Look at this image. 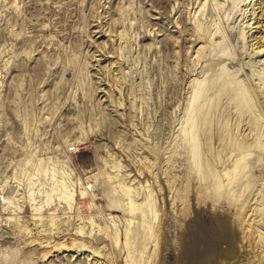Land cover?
Wrapping results in <instances>:
<instances>
[{"label": "rangeland", "instance_id": "obj_1", "mask_svg": "<svg viewBox=\"0 0 264 264\" xmlns=\"http://www.w3.org/2000/svg\"><path fill=\"white\" fill-rule=\"evenodd\" d=\"M247 1L0 0V264L93 262L43 254L73 239L106 264H264V97L259 120L232 99L236 77L261 83L264 0Z\"/></svg>", "mask_w": 264, "mask_h": 264}, {"label": "bare ground", "instance_id": "obj_2", "mask_svg": "<svg viewBox=\"0 0 264 264\" xmlns=\"http://www.w3.org/2000/svg\"><path fill=\"white\" fill-rule=\"evenodd\" d=\"M255 1V0H254ZM254 1L252 2V4L254 5L255 3H254ZM250 2H251V0H248L247 2H246V5H248V4H250ZM256 4H258V3H256ZM256 17V16H255ZM247 22H248V20H247ZM249 22L245 25L246 27L247 26H249ZM251 26V25H250ZM249 26V27H250ZM248 28V27H247ZM243 32V31H242ZM247 32H249L248 30H244V34H246L247 35ZM253 39H254V37H253ZM252 39V40H253ZM250 43H251V48H250ZM255 44V41L254 42H251V41H249V43H248V46H249V49H250V51H252L256 56H261V55H263L264 54V43L263 44H259V45H254ZM249 55V54H248ZM259 61V60H258ZM257 61V62H258ZM260 63H261V65L262 66H260V69H259V71H260V75H258V76H261V78H260V82L261 83H259V84H257V83H255L257 86L254 88V90H251V89H249L247 86H246V84L245 83H243L242 82V80L239 78V77H236L235 78V80H234V92H233V96H232V99H233V101H234V103H235V106H236V108H237V110H238V112L239 111H244V112H248V111H250L251 112V115L253 116V117H255V119L256 120H259V119H261V117L263 116V113H262V111H261V107H260V104H259V102H260V98L261 97H264V55H263V57H261L260 58ZM222 64V63H221ZM222 72H225V69H223L222 70ZM224 75V74H223ZM221 76V74L220 75H216L215 77L213 76L211 79H210V81L209 80H207V81H209V83H208V85H207V87L205 88V90H201V88H202V86L201 87H199L200 88V90H199V88L197 89V91H196V88L194 89L195 91H196V97H195V101L197 102L198 100H200V98L202 99V102L201 103H198V105L197 104H195V103H191V107H192V109L190 110V112L192 113V123H193V126L195 127V125H194V119H195V117H199V115H200V119L202 120V118L204 119L205 117H207V114H208V112H209V105L211 106V104H210V100L208 101V102H206V100H208V97L207 96H204V97H202L203 96V94H206V92L208 91V88H210V89H212V88H215L216 86V83H217V81L219 80V77ZM229 78V77H228ZM244 79H245V77H243ZM251 78V76L249 75L248 76V80L247 81H249V79ZM227 81H225V82H222V85H220V87L218 86L217 87V89H216V91L218 90V92L217 93H219L220 94V92L223 90V88H224V86L226 85V84H228V83H226ZM200 83V82H199ZM233 83V82H232ZM200 84H202V83H200ZM199 86V85H198ZM197 86V87H198ZM232 86V85H231ZM196 87V86H195ZM229 87H230V85H229ZM226 89V88H225ZM229 89V88H228ZM231 90V89H230ZM205 91V92H204ZM210 91V90H209ZM209 91H208V93H209ZM216 94V93H215ZM194 95V94H193ZM202 95V96H201ZM195 96V95H194ZM193 97V96H192ZM194 98V97H193ZM192 98V99H193ZM193 101V100H192ZM191 101V102H192ZM201 101V100H200ZM199 101V102H200ZM194 102V101H193ZM208 103H209V105H208ZM215 103V102H214ZM205 104L206 105H208V106H206L205 107ZM202 107L204 108V109H202ZM189 112V113H190ZM257 123H259V121H257ZM201 125V124H200ZM198 127L199 126H197L196 128H194V130L191 132V137H190V139H191V146H192V151H194L193 153H194V155H196V156H198V146L196 145V142H197V140H196V133L198 132L197 131V129H198ZM200 128V127H199ZM196 140V141H195ZM251 147V146H250ZM245 155V154H244ZM242 156H240V157H237L236 158V163L238 162V164L239 163H241V161H242ZM235 163V164H236ZM235 168V167H234ZM200 169L202 170V167L200 166ZM149 192L148 193H146V197H147V203H145V204H147L148 205V207H147V210L146 209H144L143 208V206L142 205H140V206H137L138 208H140L141 210H142V208H143V211H146V212H143V217L145 218V223H144V226H145V228H146V223H147V221H146V219H147V217H148V213L150 212V213H152L153 214V211H154V209H153V207H152V203H151V200H149ZM129 201H130V204H134L133 203V201L131 200V199H129ZM140 204H141V202H140ZM132 210L134 209V208H131ZM148 210H149V212H148ZM46 218V217H45ZM48 219V218H47ZM41 220H43V219H41ZM66 220V219H65ZM93 221V220H92ZM59 222V221H58ZM42 223V225H39V224H41ZM65 223V222H64ZM64 223H57L55 220H53V219H48L47 221H36V226H37V228H40V229H37L38 231H40V230H47L46 232H53V234L54 233H62V235L64 234H67V233H69V232H71V230H72V228H70V225L69 224H66V225H64ZM49 226H51V227H49ZM97 226V227H96ZM149 226V225H148ZM152 227V226H151ZM26 228V227H25ZM48 228H50L49 229V231H48ZM74 229H75V232H77L78 234H86V235H88V234H93L94 236H95V238H96V236L98 235V234H100L99 232H101V227H99L98 225H96L94 222H89V224L86 222V220L85 219H83V218H81L80 219V222H79V224L77 225V226H75L74 227ZM153 229V228H152ZM36 230V231H37ZM97 230H98V233H96L97 232ZM25 231V230H24ZM33 231V230H32ZM41 232V231H40ZM50 234V233H49ZM52 234V233H51ZM126 234H128V233H126ZM125 234V235H126ZM48 235V234H47ZM117 236L118 235H116V238H117ZM126 236H128V235H126ZM155 236V235H154ZM98 237V236H97ZM37 238V237H36ZM128 238V237H127ZM115 239V238H114ZM126 239V238H125ZM32 240H34V239H32ZM31 240V241H32ZM64 240V239H63ZM48 241V240H47ZM46 241V242H47ZM128 241V240H127ZM49 243V242H48ZM47 243V244H48ZM69 245V246H68ZM68 245H62V241H61V243H60V245H59V243H54V244H51L49 247H46L47 249H43L42 248V250H46L45 252H43V254L44 255H47V252H50L52 249L51 248H56V247H59V248H62V247H64V246H66V247H70L71 248V246L72 247H74V248H76V250H78L77 252H79V250H82V251H84V250H88L90 253H91V255H92V258H94V261L93 262H91L90 264H106V262H109V261H104V262H101L99 259H97V257H98V255H97V253L99 252V250L97 251L96 250V247L92 244V243H89L88 242V240L86 241L85 239H81V240H76V239H73ZM45 246H46V244H45ZM66 247H64V248H66ZM41 252V251H40ZM90 253H88L87 255H89ZM94 254V255H93ZM42 256V255H41ZM97 256V257H96ZM128 257V256H127ZM126 257V258H127ZM91 258V259H92ZM128 259V258H127ZM79 262V261H78ZM77 264V263H76ZM79 264V263H78Z\"/></svg>", "mask_w": 264, "mask_h": 264}]
</instances>
